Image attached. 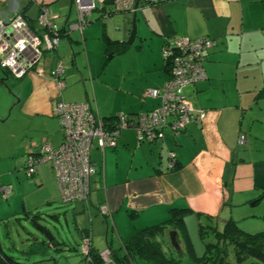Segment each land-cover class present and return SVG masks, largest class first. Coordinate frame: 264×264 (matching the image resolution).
Returning a JSON list of instances; mask_svg holds the SVG:
<instances>
[{"label":"crops","instance_id":"crops-1","mask_svg":"<svg viewBox=\"0 0 264 264\" xmlns=\"http://www.w3.org/2000/svg\"><path fill=\"white\" fill-rule=\"evenodd\" d=\"M41 5L56 17L61 30L58 47L43 54L38 66L41 75L29 72L14 80L9 92L0 85V121L11 128L8 141L2 144L9 154L0 158V181L12 184L14 190L11 205L3 209L10 210L18 197L13 184L18 167L14 153L25 157L26 165L43 145L55 149L62 144L54 102L87 103L102 119L117 113L134 117L150 112L160 106V100L147 92L169 79L161 58L165 42L210 39L215 44L203 54L205 79L182 90L194 113L204 114L202 120L190 123L179 135L165 130L163 138L153 143H139L135 131L128 129L117 135L115 147L94 148L90 159L97 172L91 179L88 207L78 202L61 204L50 163H38L35 174L26 175L33 178L29 185L36 194L26 213L32 216L51 204L65 206L64 211L51 214L56 216L54 222L64 220L69 231L71 221L80 243L87 230L96 253L110 248L120 254L122 243L140 230L165 222L172 208L189 211L181 233L187 234L193 248L188 231L195 232L199 224L219 230V225L232 220L247 233L264 232V0H177L156 5L138 0L135 41L110 58L122 61L114 83L100 80L110 61L103 58L115 51L105 41L125 44L133 13L95 20L110 21L113 29L119 28L115 33L105 24L92 22L78 30L71 0L50 6H34L32 0H0V15L21 12L34 25ZM240 136L245 138L241 145ZM169 153L175 157V171L168 170ZM8 185L0 184V189ZM9 193L2 198L8 200ZM102 207L108 215H101ZM66 236L40 245L56 252H77L79 247L68 246ZM178 238L183 240L181 235ZM195 243L199 244L194 237ZM199 250L195 255L200 258L203 249ZM190 262L179 264H194Z\"/></svg>","mask_w":264,"mask_h":264},{"label":"built area","instance_id":"built-area-1","mask_svg":"<svg viewBox=\"0 0 264 264\" xmlns=\"http://www.w3.org/2000/svg\"><path fill=\"white\" fill-rule=\"evenodd\" d=\"M177 0H144L146 5H156ZM76 28L82 31L91 21L94 11L100 12L99 18H109L113 14L135 13L138 0H71ZM55 15L46 6L39 8L35 24L30 27L21 12L0 15V70L12 76L14 80L25 77L34 71L41 75L38 66L46 52L55 51L59 44L60 28ZM215 42L207 39L189 40L176 38L168 40L162 46L161 57L169 67V79L159 89L147 92L151 98L160 100V106L149 113L134 117L123 113L115 115L114 130L107 133L100 117L87 103H53V115L57 118L63 132V141L58 148L43 145L37 157L29 156L24 171L27 176L36 172L40 162L50 163L63 205L82 203L86 207L90 202V184L97 170L91 162L90 153L94 148L101 151L115 147L118 132L134 129L139 142H153L163 138L165 130L178 134L193 122L200 121L204 114H196L183 96V88L205 79L203 68L204 52ZM57 71L62 72L58 65ZM241 136L238 143H244ZM168 168L174 165L175 157L169 153ZM9 187H1L0 193L7 198ZM101 215H108L105 207L99 209ZM85 264L92 259L90 234L83 233L79 246ZM101 264H112L110 253H99Z\"/></svg>","mask_w":264,"mask_h":264},{"label":"rangeland","instance_id":"rangeland-1","mask_svg":"<svg viewBox=\"0 0 264 264\" xmlns=\"http://www.w3.org/2000/svg\"><path fill=\"white\" fill-rule=\"evenodd\" d=\"M33 5L35 4H46V5H51V3H55L58 0H32ZM67 4H69L70 0H65ZM36 2V3H34ZM33 8V7H32ZM31 8V9H32ZM34 12V8L31 10L30 15H32ZM100 12L94 11L90 18L89 21L92 22L91 25H95L99 23L105 24L108 26L107 28L112 31V32H118L119 28L113 29V25L111 24L110 21L107 20H99L96 22L95 20L99 17ZM112 28V30H111ZM81 53L78 54L81 55ZM113 53L107 54L103 59L104 61L110 60L108 59V56ZM108 65L105 67L103 76L100 78V80H104L105 82L108 83H114L115 82V76L118 73L119 67H122V61L118 58H113L110 61H107ZM97 62V68L100 69V66ZM93 65V62H92ZM98 69V70H99ZM9 76V77H8ZM7 78L5 75L0 71V79L4 80V82L0 83V85L3 87V89L6 92H9L10 89L13 88V85L15 84L16 81L12 78V76L8 75ZM95 78H93L94 82ZM88 82V81H86ZM89 83V82H88ZM7 122H2L0 121V158H5V156H8L9 151L5 149L4 145H2L5 141H8V135L9 132L11 131V128L8 127ZM2 146L4 149H2ZM15 151V149H14ZM17 152L14 153V157L18 158V167L17 171L14 172L13 174V180H14V186L15 189L18 190L17 194V201L13 203V206L10 208V210H4L8 209V207L11 205L10 203V198L14 196V190L12 189V184L8 185L4 183V181H0V184L2 185H8L11 189V194L9 193L8 200H4L0 194V247L2 251L9 255L12 256L13 258L16 259L18 263L21 264H32V263H37V264H54V260H56L57 264H85V261L83 260V256L79 252V249L77 252L67 250L65 249L63 252H56V250H50L47 247H44L43 245H40L41 242H45L46 238L44 235L39 233L36 228L28 223L25 219V213L27 212L28 204L33 203L34 200H36V194L33 193L30 189L31 186L29 185L30 182L33 181V178H29L26 176L25 171H23V168L25 167V157L19 156V154L16 155ZM4 156V157H3ZM2 160V159H0ZM3 161H0L2 163ZM21 169V171H20ZM13 182V181H12ZM20 185L22 186V189L20 188ZM27 192V196L24 198V193ZM25 200V201H24ZM50 207H44L42 210L40 209L39 212L41 215H51L52 213H59L60 211H64L66 209L65 206H60V205H55L51 204L49 205ZM39 224L46 227L48 232L52 237L56 239V241L59 242L58 240V235L63 236L66 234L68 238V246H72L75 248H78L80 246V241L78 239L77 232L74 230L71 221H69V231H67V227L65 226V221L62 220L60 222H53V221H47V220H41L39 221ZM213 225L206 226V236L209 237L212 240V227ZM223 225H219V230H221ZM172 231V230H171ZM166 232V236H168V233ZM191 237V240L193 242L194 248L192 245L189 243V249H185L183 245H179L180 249L183 252V257L182 260L186 259H191L192 262L197 264L198 263V253L200 250L199 248L203 249V252L205 250V244L203 240H201L198 230L195 229L194 231H188ZM194 237L198 241L199 244L195 243L194 244ZM180 239V237L178 238ZM213 242V241H212ZM183 241L180 240L179 244H182ZM199 246V248H198ZM57 248H64L63 246L57 247ZM168 251V250H167ZM175 251V250H174ZM36 252L37 254H34ZM39 252H42L41 255H38ZM202 252V255L204 254ZM174 253V252H173ZM177 253V252H176ZM196 253V255H195ZM214 252L211 251V254L213 255ZM54 257V260L52 259L51 261L49 260H43L42 257H48V256ZM189 255V256H188ZM188 256V257H187ZM196 259V260H195ZM181 260V261H182ZM194 260V261H193ZM142 259H134L133 264H146ZM246 263H249L248 261ZM148 264V263H147Z\"/></svg>","mask_w":264,"mask_h":264},{"label":"trees","instance_id":"trees-1","mask_svg":"<svg viewBox=\"0 0 264 264\" xmlns=\"http://www.w3.org/2000/svg\"><path fill=\"white\" fill-rule=\"evenodd\" d=\"M29 25L30 27H33V25L31 24ZM105 43L107 48L115 50L114 52H111L113 54L121 53L126 49L124 43L120 44V43L110 42L108 40H106ZM164 65L166 72L169 73L168 64L164 63ZM0 71L7 78L8 74L5 71L2 70ZM144 113H149V112H144ZM115 115L110 118H103V119L100 118L103 123L102 126L107 133L112 132L115 128L114 127L116 125ZM128 129L131 128L120 130L118 134L121 131ZM184 130H182L178 134H173L171 132L170 133L172 135H179ZM135 136L138 141L137 134H135ZM139 143H149V142L144 141ZM174 162L175 163L173 167L168 168L169 171L177 170L178 166L175 160ZM188 212L189 211L187 209L178 210L172 208L170 209L169 217L165 222L140 230L130 240L122 243L120 248L121 250L120 254L112 252V250L109 248L108 251L110 253V260L112 264H133V260L136 258L142 259L148 264H179L180 261L182 260L183 252L181 249H179L178 251H174V249L170 245L168 236H166V231L168 229H172V231H175L177 233V238L178 235H181L185 249H189L188 236L185 233H181L182 230L184 229V217L188 214ZM38 214L39 212H37L36 214L30 217H36ZM25 215L29 216V214L27 213H25ZM206 228L208 227L199 224L198 233L201 240L203 241H206V239L209 238L205 235ZM209 228H212L211 229L212 240L210 242L206 241L204 254L202 255V257L197 259L199 264H264V232L255 233V234L247 233L242 229H240L237 226L236 222L232 220L227 221L223 225L221 230H218L214 225ZM177 238H176V242L179 245ZM211 251L214 252L213 255H209L211 254ZM89 256L92 259V261L89 264L102 263L99 253H96L94 249L90 251ZM247 261L249 263H246ZM0 264H21V263H18L16 259L13 258L12 256L5 254L0 247Z\"/></svg>","mask_w":264,"mask_h":264},{"label":"water","instance_id":"water-1","mask_svg":"<svg viewBox=\"0 0 264 264\" xmlns=\"http://www.w3.org/2000/svg\"><path fill=\"white\" fill-rule=\"evenodd\" d=\"M135 38H136V12L133 13V15H132L131 29H130L128 39L125 42V45L127 47L132 46L134 41H135ZM112 56H113V54H110L108 56V59L112 58ZM55 217L56 216H52V215H48V216L47 215H41V213L38 214L36 217H30L28 215L24 216L26 221L28 223H30L31 225H33L39 233L44 235V237L46 238L47 241L52 240L53 237L50 235V233L48 232L46 227L39 224V221L45 219L47 221H53L54 222ZM176 238H177V233L175 231H170L168 233V239H169L170 245L172 246V248L175 251H178L180 249V247H179L178 243L176 242Z\"/></svg>","mask_w":264,"mask_h":264},{"label":"flooded vegetation","instance_id":"flooded-vegetation-1","mask_svg":"<svg viewBox=\"0 0 264 264\" xmlns=\"http://www.w3.org/2000/svg\"><path fill=\"white\" fill-rule=\"evenodd\" d=\"M39 153H40V152H39ZM38 155H39V154H38ZM38 155H37V156H38ZM25 166H26V165H25ZM24 168H25V167H24ZM24 168H23V169H24ZM106 250H108V249H106Z\"/></svg>","mask_w":264,"mask_h":264}]
</instances>
